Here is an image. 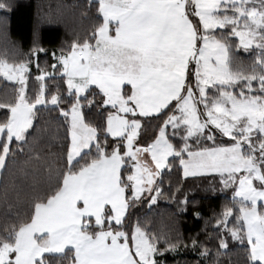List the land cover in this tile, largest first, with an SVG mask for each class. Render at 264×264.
<instances>
[{
    "label": "snow or ice",
    "instance_id": "snow-or-ice-1",
    "mask_svg": "<svg viewBox=\"0 0 264 264\" xmlns=\"http://www.w3.org/2000/svg\"><path fill=\"white\" fill-rule=\"evenodd\" d=\"M13 8L0 0V17ZM89 8L90 33L54 50L34 40L25 58H0V77L16 85L0 99V175L18 157L24 170L47 169L27 213L0 233V264H164L182 247L224 264L229 240L246 245L245 264H264V0ZM41 54L51 58L43 66ZM45 112L63 128L55 153L33 142ZM173 171L231 191L203 240L155 232L130 211L165 197ZM166 191L187 211L181 186Z\"/></svg>",
    "mask_w": 264,
    "mask_h": 264
},
{
    "label": "trees",
    "instance_id": "trees-1",
    "mask_svg": "<svg viewBox=\"0 0 264 264\" xmlns=\"http://www.w3.org/2000/svg\"><path fill=\"white\" fill-rule=\"evenodd\" d=\"M14 8L7 17H0V58L19 60L25 58L34 46V40L48 50L58 49L66 42H70L76 35L84 36L90 33L96 23L94 11L89 8V0H12ZM238 39V38H233ZM241 61L250 63L251 54L238 53ZM50 57L41 54V64ZM31 85V81L29 82ZM15 83L0 77V99L9 98ZM55 113L49 116L44 113L34 132V144L37 149L44 148L45 153L57 152V140L63 133L58 126ZM2 116V111H0ZM89 119L99 122L103 117L94 112ZM152 131H148V136ZM9 165L7 171L0 175V233L16 222L18 215L22 216L30 208V199L33 186L46 180V168L23 169L19 162ZM52 166H62V161L52 160ZM181 186L189 199L187 211H181V206L174 199H169L167 189L175 192ZM162 188L165 197L158 199L151 207L138 204L130 211L134 217L140 218L145 226L155 232L171 231L180 239L189 242L192 237L199 234L203 240L206 233L213 230V217L226 202L225 197H231V191H212L209 180L199 177L182 178V174L173 171L171 175L163 176ZM179 196V194H176ZM183 199V197H179ZM194 211L201 213L197 218ZM215 241L209 242L212 247ZM230 255L221 257L224 264H245L246 245L238 241L229 240ZM164 264H205V261L191 247L180 248L176 253H165ZM54 264L56 262L54 261Z\"/></svg>",
    "mask_w": 264,
    "mask_h": 264
},
{
    "label": "rangeland",
    "instance_id": "rangeland-1",
    "mask_svg": "<svg viewBox=\"0 0 264 264\" xmlns=\"http://www.w3.org/2000/svg\"><path fill=\"white\" fill-rule=\"evenodd\" d=\"M10 82V81H9ZM13 83H15V82H13Z\"/></svg>",
    "mask_w": 264,
    "mask_h": 264
}]
</instances>
